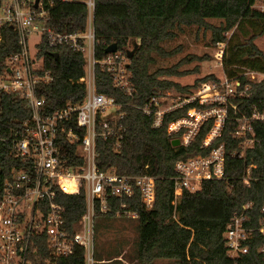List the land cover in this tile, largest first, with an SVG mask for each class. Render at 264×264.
<instances>
[{
    "label": "trees",
    "instance_id": "16d2710c",
    "mask_svg": "<svg viewBox=\"0 0 264 264\" xmlns=\"http://www.w3.org/2000/svg\"><path fill=\"white\" fill-rule=\"evenodd\" d=\"M2 2L0 0V4ZM39 2L47 11V25L65 32L85 30L89 15L86 0ZM256 2L264 3V0H93L91 21L97 58L110 53L106 48L112 42L116 43V50L126 53L133 47V42H137L127 63L134 86L131 95L113 84L110 72L96 65V89L115 96L120 104L119 110L123 111L117 123L124 127L118 144L113 135L96 137V164L99 169L112 166L122 174L147 172L155 177V195L150 208L144 206L137 190L131 197H124L130 209L137 212L134 217L137 221L136 236L127 261L117 258L119 253L115 254V251L101 256L94 247L95 264H156L159 257L168 258L163 264H264V253L259 249L264 245V233L256 229L264 217V120L251 118L252 112L261 113L264 109V77L255 79L244 73L246 67L264 73V51L254 41L264 33V9L255 7ZM208 17H218L223 21L213 24L207 20ZM192 24L209 29L211 43H225L223 71L228 78L240 80L236 92L229 97L235 107L227 104V118L220 134L207 146H203L202 141L213 117L199 126L187 144L171 143L173 136H180L183 128L173 135L166 132L167 122L183 115L185 109L198 104L197 101L168 111L158 127L151 125V114L147 115L136 106L165 89L174 88L181 92L189 89L190 84L158 78L160 73L179 76L182 72L175 65L150 70V64L155 61L153 53L160 56L174 54L177 49H165L161 41L173 37L176 27ZM36 46V58L53 74L52 81L39 83L37 87L38 95L46 97L42 112H51L69 101L80 102L85 93L84 84L71 79L83 73L82 52L68 44L49 46L44 33ZM19 50L14 23H0V72L6 67L7 56ZM54 51L57 55L53 54ZM206 78L195 79L191 85ZM242 115L248 118L250 127L244 135H236L242 121L234 117ZM28 117L30 106L26 98L17 92L0 89V196L11 168L24 163L13 153L12 137L21 130ZM76 130L79 134L83 132L80 127ZM245 137L253 140L243 148ZM61 141L60 156L66 162L81 163L82 157L76 154L77 142ZM218 142L223 143L224 149L222 175L202 179L197 189L184 187L176 195V161L194 154L206 155ZM249 164L252 166L247 184L243 176ZM56 199L66 207L68 224L77 221L86 210L84 190L74 194L58 191ZM107 200L110 211H95V225L98 227L102 224L101 219L126 216L114 213L120 198L110 195ZM241 212L245 217L243 224L254 230L243 241L247 251L232 256L223 230L230 219ZM116 244L118 247L120 242ZM35 247L30 256L31 264H86L82 245H76L67 255L52 256L48 254L46 238L41 234L35 238Z\"/></svg>",
    "mask_w": 264,
    "mask_h": 264
},
{
    "label": "built area",
    "instance_id": "2783aa9c",
    "mask_svg": "<svg viewBox=\"0 0 264 264\" xmlns=\"http://www.w3.org/2000/svg\"><path fill=\"white\" fill-rule=\"evenodd\" d=\"M31 2L33 0H3L0 4V23H14L20 45L19 51L6 58V67L0 72V89L17 92L26 98L30 106V117L23 121L21 130L12 137L13 153L24 163L11 168L0 196V264H31L30 256L36 249L35 238L41 234L46 238L49 255H67L73 252L76 245H82L86 264H95L96 209L101 212L110 211L107 197L116 195L120 201L115 215L136 217L137 212L130 209L124 197H131L137 190L144 206L150 208L155 195L153 175L147 172L122 174L112 166L99 169L95 160L96 137L108 138L113 135L118 144L124 131L123 125L117 123L122 118L123 111L119 110L120 104L115 96L96 89V65L110 72L113 84L131 95L134 86L129 78L128 56L123 50L112 51L101 58L95 56V36L91 21L93 0H86L88 21L85 30L79 32H65L47 25V11L41 6V2L36 7ZM33 32L40 35L44 33L49 46L68 44L72 49L82 52L83 73L78 78L71 79L72 82L84 84L85 93L80 102L69 101L51 112H42L46 97L38 95L37 87L39 83L52 81L53 74L49 69L43 68L41 60L36 58L37 49L30 52L28 37ZM244 73L252 78L264 77L263 72L256 70L247 69ZM221 76L222 73L218 75ZM223 76L220 83L226 88L222 93L217 90L219 82L212 81L204 84L199 93H176L167 89L150 95L143 104L136 106L147 115L151 114V125L158 127L162 124L165 113L197 101L198 104L189 105L183 115L169 120L166 132L173 135L183 128L177 137L180 143L187 144L195 136L199 126L213 117L202 141V145L207 146L220 134L227 118V104L235 107L229 97L236 92V85L240 80L237 77L230 79L224 74ZM256 117L264 120V109L261 113L252 112L251 118ZM234 118L242 121L235 134L244 135L245 130L250 127L248 118L243 115ZM75 126L83 128V132L79 134ZM61 140L77 142L76 154L82 157L81 163L66 162L60 156ZM252 140L245 137L242 147ZM223 152V143L218 142L206 155L194 154L177 160V174L174 176L176 195L184 187L197 189L202 179L220 177L223 173ZM251 166L249 164L246 167L243 176L247 184ZM80 190L85 193L86 210L77 221L68 224L65 219L66 207L56 199L57 192L74 194ZM244 218L242 212L235 214L223 230L227 249L232 256L247 251V245L243 241L254 230L243 224ZM256 229L264 233V217ZM259 249L264 253V245ZM125 252L126 249H122L117 258L125 261L122 258Z\"/></svg>",
    "mask_w": 264,
    "mask_h": 264
},
{
    "label": "rangeland",
    "instance_id": "374dc122",
    "mask_svg": "<svg viewBox=\"0 0 264 264\" xmlns=\"http://www.w3.org/2000/svg\"><path fill=\"white\" fill-rule=\"evenodd\" d=\"M254 6L264 9L263 2H256ZM207 20L213 24H219L223 21L218 17H208ZM175 31L176 34L173 37L161 41V44L165 49H177L176 52L168 56H160L153 53L155 61L150 64V70L157 67H169L171 65H175L177 69L182 72L181 74H178L179 76H167L171 74L160 73L158 74V78L190 84L189 89L187 90L190 91L189 93H199L198 91L200 88L202 89L204 84L217 81L219 82L217 90L222 93L225 90L224 88H226L225 85L220 83L224 78L223 74L225 75V71H222V53L225 43H211L210 30H204L202 27H198L195 24L176 27ZM230 32L231 30L228 31L227 34L229 35ZM39 39L40 34L38 32H33L29 35L28 44L30 52H34L36 50V43ZM254 41L264 51V33L257 36ZM193 69H197V71H192ZM247 69L249 68L246 67L244 70ZM221 73L222 76L218 77ZM161 74H165L166 76L162 78L160 77ZM202 76H207V78L203 81H198L196 85H191L195 79ZM209 76H212L213 78H208ZM169 90L176 93L187 92H181L180 90L174 88H169ZM99 221L102 224L99 227L97 224V226L95 225L96 228L94 234V244H96L94 247L96 249V253H99L102 256L107 252L111 251V253H113V251H115V254L120 252L118 254L120 255L121 250L125 248L126 252L122 255V258L127 261L128 253H130L133 249V243L136 236V219L131 216H125L114 217L111 219H101ZM119 242L120 244L117 247L118 244L116 243ZM167 260V257H159L155 260V262L156 264H163Z\"/></svg>",
    "mask_w": 264,
    "mask_h": 264
},
{
    "label": "water",
    "instance_id": "95a60500",
    "mask_svg": "<svg viewBox=\"0 0 264 264\" xmlns=\"http://www.w3.org/2000/svg\"><path fill=\"white\" fill-rule=\"evenodd\" d=\"M38 2H39V0H34V1H33V6L36 7V6L38 5ZM136 47H137V42L134 41V42H133V47L127 51V56H128V57H130V56L132 55V53L134 52V50H135ZM115 50H116V43H115V42L110 43V44L107 46V48H106V51H108V52H112V51H115ZM53 54H54V55H57V52L54 51ZM171 143H172L173 145H177V144L180 143V140H179L178 137H173V138L171 139Z\"/></svg>",
    "mask_w": 264,
    "mask_h": 264
},
{
    "label": "crops",
    "instance_id": "0c3cea01",
    "mask_svg": "<svg viewBox=\"0 0 264 264\" xmlns=\"http://www.w3.org/2000/svg\"><path fill=\"white\" fill-rule=\"evenodd\" d=\"M172 75V74H171ZM168 80V79H167Z\"/></svg>",
    "mask_w": 264,
    "mask_h": 264
}]
</instances>
